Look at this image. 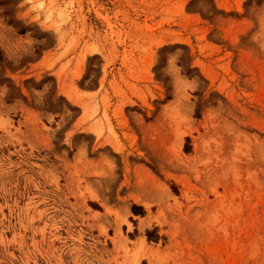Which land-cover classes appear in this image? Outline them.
<instances>
[{"label": "rangeland", "instance_id": "obj_1", "mask_svg": "<svg viewBox=\"0 0 264 264\" xmlns=\"http://www.w3.org/2000/svg\"><path fill=\"white\" fill-rule=\"evenodd\" d=\"M0 264H264V0H0Z\"/></svg>", "mask_w": 264, "mask_h": 264}, {"label": "trees", "instance_id": "obj_2", "mask_svg": "<svg viewBox=\"0 0 264 264\" xmlns=\"http://www.w3.org/2000/svg\"><path fill=\"white\" fill-rule=\"evenodd\" d=\"M131 210H132V212H134V213L137 212V208H136V206H135V205H132ZM137 213L142 214L141 212H137Z\"/></svg>", "mask_w": 264, "mask_h": 264}]
</instances>
